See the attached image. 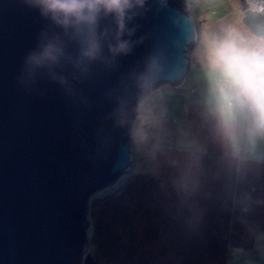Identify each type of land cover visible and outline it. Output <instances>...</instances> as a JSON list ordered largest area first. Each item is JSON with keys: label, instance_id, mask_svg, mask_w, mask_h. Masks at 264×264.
Returning a JSON list of instances; mask_svg holds the SVG:
<instances>
[{"label": "clouds", "instance_id": "obj_1", "mask_svg": "<svg viewBox=\"0 0 264 264\" xmlns=\"http://www.w3.org/2000/svg\"><path fill=\"white\" fill-rule=\"evenodd\" d=\"M19 3L42 23L17 85L38 95L54 86L78 130L95 113L90 159L118 149L117 166L158 180L189 228L206 202L237 213L264 254V230L248 220L264 206V0ZM150 19L160 22L145 28Z\"/></svg>", "mask_w": 264, "mask_h": 264}, {"label": "water", "instance_id": "obj_2", "mask_svg": "<svg viewBox=\"0 0 264 264\" xmlns=\"http://www.w3.org/2000/svg\"><path fill=\"white\" fill-rule=\"evenodd\" d=\"M41 23L19 0L0 7V264H98L83 253L89 200L131 165L117 166L118 149L105 160L89 158L95 113L78 130L76 109L54 86L38 95L17 85L22 56Z\"/></svg>", "mask_w": 264, "mask_h": 264}, {"label": "rangeland", "instance_id": "obj_3", "mask_svg": "<svg viewBox=\"0 0 264 264\" xmlns=\"http://www.w3.org/2000/svg\"><path fill=\"white\" fill-rule=\"evenodd\" d=\"M117 182H122L118 188L114 185L106 187L89 200V227L84 257L89 254L98 264H244L246 260L253 261V264H264V254L258 250L257 241L240 221L237 223L239 235L245 237L241 242L249 241L239 247L244 250V254L238 258L232 254V250L237 247L232 244L226 246L224 237L218 238V243H210L205 239L206 234L194 235L198 246L196 250L189 252L179 249L191 242L187 241L183 227L173 225L174 231L169 234L170 228L164 224L167 197L159 181L130 170ZM94 220L100 226L96 238L99 240L102 235L103 244L107 241L103 246L91 238ZM175 220L177 217L173 218ZM248 220L264 230V206L255 208ZM207 221L209 224L208 219L202 218L199 223L202 225ZM221 250L224 252L223 259Z\"/></svg>", "mask_w": 264, "mask_h": 264}, {"label": "trees", "instance_id": "obj_4", "mask_svg": "<svg viewBox=\"0 0 264 264\" xmlns=\"http://www.w3.org/2000/svg\"><path fill=\"white\" fill-rule=\"evenodd\" d=\"M120 184H119V182H115L113 185H114V187L118 188V186ZM255 186H256L257 194L264 191V175H262L259 179H257L255 181ZM164 194L167 197L166 201L168 204L167 215L164 219V224L170 228L169 234H171L174 231L173 225H176V227H178V228L183 227L184 231H185L184 235L186 233V238L188 239L187 241L191 242V243L185 245V247H180L179 249L182 248V250H184V251L187 250L189 252L196 250L198 248V246H197V243H195L196 242L195 241L196 236H194V235L197 233H199V235L200 234H206L205 239L207 241L209 240L210 243H213L214 241H216L218 243V240H219L218 238H222V237H224L223 243L226 244V246H227V244H229V245L232 244V246H235V247H242L243 245L248 243L249 240L245 241V242H241L243 239L245 240V237L243 235H241V236L239 235L240 231L237 228V223L239 221L237 219V213L230 212L227 209H224L215 203L206 202L204 205L206 211L203 215V219L204 218L208 219L209 224L207 221V223H204L202 225L200 223H198L193 228H189L186 224L181 226L184 222L183 218L180 216H174L172 214V212L174 211L171 207V205L173 204L172 197L167 195L166 193H164ZM93 203L94 202H91V204H93ZM91 204H90V206H91ZM174 217H177V220L173 221ZM180 219H182L181 222H179ZM99 229H100V226L97 224V221L94 220L92 223V226H91V231H90L92 233L91 238H95L96 242L103 246L104 244H106L107 241H105L103 244V239H101L102 235L100 236L99 240H98V238H96L98 236V232H100ZM215 246H216V244H215ZM201 251H203V249ZM221 253H222V259H223V254H224L223 250H221ZM224 262H225V259H224ZM214 263H216V261Z\"/></svg>", "mask_w": 264, "mask_h": 264}]
</instances>
